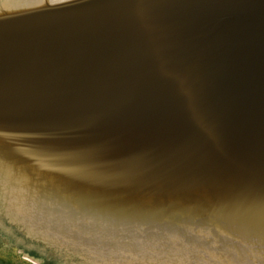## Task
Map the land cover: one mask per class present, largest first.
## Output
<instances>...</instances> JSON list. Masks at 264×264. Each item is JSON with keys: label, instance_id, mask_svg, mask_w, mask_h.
I'll list each match as a JSON object with an SVG mask.
<instances>
[{"label": "water", "instance_id": "water-1", "mask_svg": "<svg viewBox=\"0 0 264 264\" xmlns=\"http://www.w3.org/2000/svg\"><path fill=\"white\" fill-rule=\"evenodd\" d=\"M0 257L264 264V0H0Z\"/></svg>", "mask_w": 264, "mask_h": 264}, {"label": "rangeland", "instance_id": "rangeland-1", "mask_svg": "<svg viewBox=\"0 0 264 264\" xmlns=\"http://www.w3.org/2000/svg\"><path fill=\"white\" fill-rule=\"evenodd\" d=\"M0 264H10V262L0 257Z\"/></svg>", "mask_w": 264, "mask_h": 264}]
</instances>
